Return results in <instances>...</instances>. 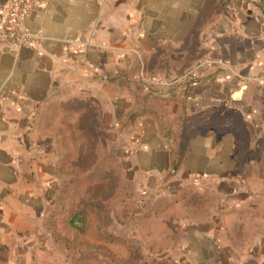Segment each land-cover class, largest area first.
Segmentation results:
<instances>
[{"label": "crops", "instance_id": "1", "mask_svg": "<svg viewBox=\"0 0 264 264\" xmlns=\"http://www.w3.org/2000/svg\"><path fill=\"white\" fill-rule=\"evenodd\" d=\"M207 1L28 0L21 27L34 40L15 46L7 37L6 22L13 0H0V264L36 261L40 250L55 242L49 223L66 224L70 207L58 205L64 188L58 174L64 137L59 140L57 134L67 133L62 116H77L82 132L90 113L91 127L100 135L104 129L122 127L129 139L128 160L143 173L127 179L140 177L137 183L144 195L155 197L157 188L164 187L171 192L172 185L179 184L173 196L178 201L186 194L183 199L191 210L190 196L212 200L223 194L240 204L230 205L233 211L241 212L237 207L246 205L243 208L257 210L256 215L263 213L264 195L252 193L257 199L249 203L248 190H264V161L261 177L241 180L233 130L210 129L193 136L183 166L167 177L171 142L152 115L121 124L127 112L149 106L151 93H157L165 98L169 122L179 115L183 99L188 114L208 109L240 113L257 144L264 140V0H224L220 14L206 19L197 50L190 51L191 29ZM187 60L194 66L179 76ZM145 65H159V71L145 75ZM248 163L260 165L253 155ZM233 183L238 186L220 188ZM176 204L186 215L189 207ZM224 209L218 212L227 215ZM208 213L211 219L183 216L181 227L187 232L160 241L167 247L153 264H214L223 259L264 264L262 217L256 216L261 220L253 225L234 221L240 233L236 238L214 217L215 207ZM210 222L219 232L224 230L230 242L243 244L239 258L231 253L218 256L216 246L227 243L211 233L204 239L195 233L211 230ZM249 230L254 239H247Z\"/></svg>", "mask_w": 264, "mask_h": 264}, {"label": "rangeland", "instance_id": "2", "mask_svg": "<svg viewBox=\"0 0 264 264\" xmlns=\"http://www.w3.org/2000/svg\"><path fill=\"white\" fill-rule=\"evenodd\" d=\"M154 67H157V69H154ZM151 69L152 70L149 72L150 74L158 72L159 65H151ZM146 73L147 71L145 70L144 74L146 75ZM136 99L140 104L142 99L139 94L136 95ZM147 102V99L144 98L143 103L147 104ZM151 104L152 102L149 101V105ZM60 124L62 126L63 124L67 125L66 127L63 126L67 132L66 134H57V136L60 137L59 140L62 137H65L66 143L64 144L66 150L68 151V156L63 157V165L58 171L59 175L64 176L63 184L66 183V206L74 207L78 206L80 203L82 205L87 199V194H90L91 189L93 192L94 188H101V186L104 187L105 184H107L106 181H97L99 175L102 173L97 172L96 170L99 171V168H102L104 170L102 176H104L105 173L110 172L111 169L115 167L121 177V187L124 184H127L123 190H126V192L130 191V193H133L134 195L135 205L133 206L135 208V215L130 217L127 216L125 208L122 207L124 205H117L112 209L113 214L110 217L111 221L108 223V227L106 226L107 233H112L113 235L120 237L121 240L126 239L128 244L122 243V241H106L98 236L97 232L94 231L84 234L83 238L88 244V247L74 246L71 250L66 248L65 244L62 242L55 240L53 244L49 241L46 247L40 250L37 260L31 262L30 264H153L152 261L155 259V256L157 254H161L167 247L159 245L160 241L178 236L181 237L187 232L181 227L183 216H194L196 219L200 218L198 220H203L209 215L208 211L213 207H215V211L217 212L214 217H219L220 222L226 226V230L227 227H230L231 233L233 235L236 234V238L239 237L240 233L237 232V230H234V221L245 222L246 224L253 225L257 222V220H261L260 218H256V216L262 217L264 221V202L260 205V207L263 208V213H259L261 211L260 210L256 215L257 210L244 209L248 207L246 205L237 207V209H241V212L233 211L232 209L234 208H231L230 205H234L236 202L233 201L235 200L230 199L229 201L230 197L226 198L223 194L218 196L217 199L216 197L212 200L205 198L204 203H199V205L197 204L194 207L195 209L191 210V207L186 205L184 199L177 201L176 196H173L179 184L172 185L171 192L169 187H164L162 189L157 188V192L153 193L156 195L155 197L144 195L140 185L137 183L140 177L134 180L136 183L130 182L128 184L127 175L140 176V174L143 173L140 172L139 174V169H137L136 166L131 165L128 160L127 151L129 148V139L127 132H125L122 127L117 130L114 128L113 132H111V130L107 131L108 129H104L101 135H97L98 140L96 144L93 143L94 147H92L90 141L86 140L84 132L80 129L81 122L77 116H62ZM63 127L60 129H63ZM61 149L62 146L60 145V151ZM252 170H254L253 167L249 170V172H252L251 176L261 177L260 175L262 174L260 172L254 173ZM143 177L144 175H142V178ZM153 181L154 179L152 178L149 181V185L152 187L154 186ZM238 185L242 186L240 183H238ZM238 185L235 183L232 185L224 184L220 185V188L226 191L228 189L231 190ZM248 191L250 194L248 195L250 197L248 200L249 203H255L257 199L256 195L251 197L252 193L255 194L257 191L258 195L259 193L264 195V190L260 191V188L258 187L251 188L252 192L250 190ZM237 194H240V192ZM117 200H120V198H117ZM178 202L182 203L185 207H189L186 215H184L186 210H184L180 204H176ZM236 204L240 205L239 203ZM58 205L61 206V202H59ZM222 206H224V210L228 211L227 215L221 211L218 212ZM212 215L213 214L210 213V217L208 218L211 219ZM225 215L227 217H225ZM187 219L190 220L191 218ZM53 223L57 228L59 227L58 229L61 233H65L64 235L67 234L68 228L66 224H59L56 220H54ZM210 223L211 230H195V233L202 237V239H204V236L207 237L208 233H211V235L216 236L217 239H220V241L227 243L225 245H220L219 243V245L216 246L215 252L219 253L218 256L225 255L226 257V255L228 256L231 253L234 258H239L240 254L245 249L243 244H240V242L233 244L229 241L230 239L224 233V230L220 231V233L219 229H215L217 225L214 222ZM232 226L233 229L231 228ZM183 228L185 229L186 227L184 226ZM253 233L254 231L252 230L247 231V239H254L256 235H252ZM203 244L205 243L203 242ZM253 248H257L258 251L260 250L259 246H254ZM229 250L232 251L229 252ZM235 263L236 262L234 261L231 262L223 259L219 261L217 260L214 264ZM253 264L256 263L253 262Z\"/></svg>", "mask_w": 264, "mask_h": 264}, {"label": "trees", "instance_id": "3", "mask_svg": "<svg viewBox=\"0 0 264 264\" xmlns=\"http://www.w3.org/2000/svg\"><path fill=\"white\" fill-rule=\"evenodd\" d=\"M223 1L224 0L207 1L203 12H201V14L197 17L191 29L189 45L190 51L197 50L199 34L203 29L206 19H208L211 14L215 17L220 14ZM210 18L212 17L210 16ZM189 64L190 62L188 60L185 61L184 65L177 71L179 76L194 66ZM144 70L149 73L152 69L151 66L146 67L145 65ZM151 94L154 97V102L149 106H143L138 110L127 112L122 125H130L140 116L145 114L152 115L160 133L171 142L169 150L170 170L167 177L172 176L183 166L191 138L210 129H214L218 133L223 132L226 129H230L235 132L237 137L235 146L237 169L241 179H247L251 176L252 172H249V170L252 169V167L254 169L252 170L254 173L260 172L262 174V162L264 161V140L257 144L258 139L256 135L253 133L246 119L240 113L236 111L218 112L216 110L208 109L201 111L200 113L188 114L186 111L185 101L181 99L179 101L181 104L179 115L175 117L172 122H169L167 118V109L163 105V99L165 98L157 93L154 95L153 93ZM90 123H94L91 113L85 118L83 122V129L86 140L90 141L91 146L94 147L93 143L96 144L98 140V133L95 131L94 127H91L92 125ZM172 126H174V128ZM64 143H66L65 137L61 140V152L63 153V157H67L68 151L66 150ZM249 155H253L255 158L259 159L260 165L258 167L255 166V168L253 165L248 163ZM62 165L63 159L60 167ZM96 171L102 173L99 175L97 181H106L107 184H105L104 187L101 186V188H94L93 192L91 189L90 194H87V199L82 205L80 203L78 206L70 207L66 210L68 212L66 220V226L68 228L67 234L64 235L61 233L54 223H51L49 227L55 240L62 242L65 244L66 248L71 250L74 246L88 247V244L84 240L83 236L86 233L94 231L97 232L98 236L106 241H122V243L128 244L126 239L121 240L120 237H117L112 233H107L106 226L108 227V223L111 221L110 217L113 214L112 209L117 205H124L122 207L125 208L127 216L130 217L135 215V208L133 206L135 205L134 195L133 193L131 194L130 191L126 192V190H123L127 184H124L121 187V177L115 167H113L110 172L105 173L104 176H102L104 171L102 168H99V171ZM129 183L130 181L128 180V184ZM65 184L66 183H64L63 192L60 198L62 208L66 206L65 194L67 191ZM185 197L186 194L182 196V199ZM117 198H120V200H117ZM205 198L211 200L205 195L194 194L187 199V203L193 204L195 207L197 204L199 205V203H204Z\"/></svg>", "mask_w": 264, "mask_h": 264}, {"label": "built area", "instance_id": "4", "mask_svg": "<svg viewBox=\"0 0 264 264\" xmlns=\"http://www.w3.org/2000/svg\"><path fill=\"white\" fill-rule=\"evenodd\" d=\"M28 4V0H13L11 11L6 16L7 37L15 46L25 45L34 40V37L21 27Z\"/></svg>", "mask_w": 264, "mask_h": 264}]
</instances>
